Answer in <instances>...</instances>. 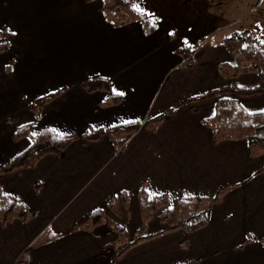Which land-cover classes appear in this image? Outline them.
<instances>
[{
  "label": "crops",
  "instance_id": "1",
  "mask_svg": "<svg viewBox=\"0 0 264 264\" xmlns=\"http://www.w3.org/2000/svg\"><path fill=\"white\" fill-rule=\"evenodd\" d=\"M137 5L156 22L153 31L139 20L115 25L102 0H0V31L9 33L0 53V167L45 128L81 135L176 108L156 129L142 126L121 150L107 134L76 139L61 154L0 174L3 190L33 213L0 223V264H264V169L257 172L264 153L252 156L245 138L212 142L204 119L215 113L216 98L190 100L231 83L257 85L258 74L219 71L237 60L220 42L231 24L211 0ZM181 45L193 50L190 67L176 52ZM95 76L108 77L113 91L124 93L121 101L106 103L110 93L82 86ZM58 91L35 110V101ZM239 100L249 111L264 109V94ZM29 123L32 136L15 138ZM144 182L151 197L167 194L169 206L179 196L227 190L204 227L159 234L113 260L116 234L107 224L74 226L101 209L133 239ZM112 196L118 213L109 208ZM164 227L157 212L144 233Z\"/></svg>",
  "mask_w": 264,
  "mask_h": 264
},
{
  "label": "trees",
  "instance_id": "2",
  "mask_svg": "<svg viewBox=\"0 0 264 264\" xmlns=\"http://www.w3.org/2000/svg\"><path fill=\"white\" fill-rule=\"evenodd\" d=\"M102 9L115 25L127 24L134 20L143 23L145 31L151 32L156 28V22L143 11H137L134 5L141 0H102ZM9 33L0 31V53L9 48L7 37ZM235 56L237 63L219 64V71L222 75L234 78L242 72H255L258 74L259 83L254 86L244 87L236 83L213 89L190 100L206 97H215V113L204 119L205 123L212 131V142L224 139L245 138L249 142V152L252 156L264 153V109L259 111H249L239 100L241 96L264 94V43L254 31L234 32L225 36L221 41ZM247 45V47H245ZM192 48L188 45H181L176 48V52L184 59V66H192ZM82 86L88 91L103 90L110 93V100L106 103H117L122 99L121 95L112 89L111 81L105 76H95L83 79ZM60 91L38 99L33 104L36 111L45 102L50 100ZM196 109V108H195ZM176 108H171L167 112L159 114L145 121H130L117 124L108 128L92 129L91 131L77 134H61L51 128H45L38 135L32 136L33 123L19 127L15 133V138L32 136V144L29 148L14 157L8 163L0 167V174L10 172L23 167H30L45 154H61L76 139L96 140L101 136L109 135L118 150L123 149L128 140L142 127L156 129L167 114H171ZM264 169L259 167L258 171ZM227 187L219 189L213 196H179L169 206L167 194L150 196L146 189L145 182L142 183L138 191L139 210L141 216V226L136 230L133 239H129L125 228L115 221L109 214L101 209L93 211L85 221L74 226V228H86L92 230L95 226L105 223L116 234L113 241L116 247L113 260H116L129 248L139 242L158 236L159 234L175 229H184L191 232L204 227L208 219V209L214 202L221 199ZM124 204L126 195L121 193ZM109 208L113 213H118L116 196L109 200ZM159 213L160 221L165 227L156 233L145 234L146 223L155 213ZM33 215L30 208L18 197L6 193L0 186V223L4 224L15 218L23 221L28 220ZM194 264V261L184 263Z\"/></svg>",
  "mask_w": 264,
  "mask_h": 264
},
{
  "label": "rangeland",
  "instance_id": "3",
  "mask_svg": "<svg viewBox=\"0 0 264 264\" xmlns=\"http://www.w3.org/2000/svg\"><path fill=\"white\" fill-rule=\"evenodd\" d=\"M231 24L224 34L254 31L264 41V0H211Z\"/></svg>",
  "mask_w": 264,
  "mask_h": 264
},
{
  "label": "snow or ice",
  "instance_id": "4",
  "mask_svg": "<svg viewBox=\"0 0 264 264\" xmlns=\"http://www.w3.org/2000/svg\"><path fill=\"white\" fill-rule=\"evenodd\" d=\"M134 7L136 8L137 11H143L142 9H140V7L138 5H134ZM13 35H16V33H12ZM171 35H174V33H170ZM261 43H264V41H261ZM245 47H247V45H245ZM118 95H124V93L120 92L118 93Z\"/></svg>",
  "mask_w": 264,
  "mask_h": 264
}]
</instances>
